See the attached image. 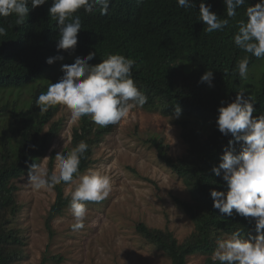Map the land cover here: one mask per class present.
<instances>
[{
  "label": "trees",
  "instance_id": "obj_1",
  "mask_svg": "<svg viewBox=\"0 0 264 264\" xmlns=\"http://www.w3.org/2000/svg\"><path fill=\"white\" fill-rule=\"evenodd\" d=\"M200 2L194 0L196 7L186 10L177 0H111L106 15H101L98 8L91 13L80 9L75 15L80 16L82 29L74 50H57L59 29L49 14L52 0L34 9L29 4L22 25H16L15 15L0 17V26L7 30V35L0 37V264H20L27 245L16 221L21 211L16 182L28 175L30 164H41L48 156L47 170H55L56 152L51 150L63 131V119H56L60 105L40 113L36 99L55 82L56 72L58 80L63 76L62 64L70 65L76 57L91 51L97 55L90 65L110 54L134 59L132 78L148 97L141 108L172 117L187 145L185 154L175 158L163 139L149 140L161 163L187 184L191 200L175 197L174 202L193 222V232L179 242L169 229L139 221L135 227L139 236L171 264H188V259L197 254L207 256L206 264H219L212 259L218 239L234 231L244 239L257 234L253 218L235 214V210L228 217L215 209L210 192L228 190L223 170L216 176L212 168L219 166L229 140L237 152L243 143L218 130L221 101L231 102L237 91H244L255 102L253 115L264 114V59L244 53L234 43L237 22L246 20V8L259 0H245L229 25L213 33L206 32L207 26L199 20ZM204 2L211 4V11L220 18H227L224 0ZM245 55L250 56V62L247 77L242 79L237 66ZM58 56L63 59L46 63L49 57ZM207 70L214 74L212 87L200 82ZM21 91H28L31 99L19 103L20 96L10 97ZM176 106L182 109L179 118L174 115ZM118 124L99 127L90 117L80 118L62 154L85 141L89 149L80 164L83 174L93 166L98 148ZM71 185L62 182L53 190L56 200L46 221L51 235L52 222L70 211L66 188ZM52 261L60 263L62 258L44 256L42 264Z\"/></svg>",
  "mask_w": 264,
  "mask_h": 264
},
{
  "label": "clouds",
  "instance_id": "obj_2",
  "mask_svg": "<svg viewBox=\"0 0 264 264\" xmlns=\"http://www.w3.org/2000/svg\"><path fill=\"white\" fill-rule=\"evenodd\" d=\"M47 0H0V17L15 15L16 25H22L29 13L28 5L36 8ZM111 0H52L49 8L51 18L59 29L57 50H74L78 43V32L82 29L81 18L75 15L83 9L87 13L99 9L106 15ZM184 9L195 8L194 0H177ZM227 18H220L211 11L212 5L204 0L199 3V20L207 26L208 33L222 31L229 25V19L237 15V9L245 0H224ZM246 20H240L238 32L234 35L235 45L244 53L258 59H264V0L246 8ZM7 35L4 26H0V37ZM91 51L86 56L76 57L72 64H62L63 76L56 83H50L47 91L36 99L40 113L50 107L62 105L71 114L73 122L82 117H90L99 127L115 125L126 118L133 107H143L148 97L132 78L135 60L121 54H110L96 65L89 61L96 57ZM62 56L49 57L46 63L53 64ZM250 56L245 55L238 62V75L245 79L248 73ZM213 71L207 70L200 78L201 83L212 87ZM254 101L244 91H237L231 102L221 101L218 107L216 125L224 136L231 134L235 141H242L237 152L233 141L224 149L219 166L212 172L221 176L227 184V191L211 190L213 207L228 217L238 214L255 220L258 235L253 243L244 239L239 231L226 238L217 240L213 252V261L219 264H264V114L254 116ZM182 109L174 108L175 118H179ZM172 118V117H171ZM89 145L80 141L67 154L61 152L55 156V170L51 173L38 163L29 165L27 184L34 191H52L64 183L74 185L70 193V210L74 218L71 228L79 231L85 227L88 216L86 202L101 203L112 192V177L99 169H88L80 173L82 159H86ZM47 158V157H45ZM46 162V161H45Z\"/></svg>",
  "mask_w": 264,
  "mask_h": 264
},
{
  "label": "rangeland",
  "instance_id": "obj_3",
  "mask_svg": "<svg viewBox=\"0 0 264 264\" xmlns=\"http://www.w3.org/2000/svg\"><path fill=\"white\" fill-rule=\"evenodd\" d=\"M58 74L53 83L58 81ZM14 95L20 96L19 103L31 99L28 91H21L7 95L3 101ZM60 118L63 131L51 150L56 155L70 144L79 121L73 122L70 111L62 105L56 119ZM153 137L163 139L175 158L186 152L187 145L174 119L141 107L131 108L107 136L90 169L112 177V192L101 204L86 205L88 216L79 231L71 228L74 218L70 210L52 222L51 235L46 221L56 200L55 192L32 190L27 184L28 175L18 180L21 211L16 221L27 242L20 264H42L44 256L62 258L60 263L47 264H171L135 230L136 224L143 221L151 227L169 229L179 242L194 230L193 222L174 202L175 197L191 200L187 184L158 159L150 142ZM49 158L41 165L47 168ZM73 190L71 185L66 193ZM257 235L248 239L254 243ZM206 259L201 254L193 255L188 264H206Z\"/></svg>",
  "mask_w": 264,
  "mask_h": 264
}]
</instances>
